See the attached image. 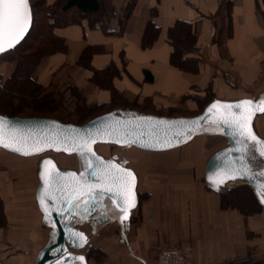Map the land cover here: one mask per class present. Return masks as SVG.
<instances>
[{
	"label": "crops",
	"instance_id": "obj_1",
	"mask_svg": "<svg viewBox=\"0 0 264 264\" xmlns=\"http://www.w3.org/2000/svg\"><path fill=\"white\" fill-rule=\"evenodd\" d=\"M109 2L113 14L105 21L99 12L84 13L54 28L65 50L41 58L35 70L41 85L57 90L74 86L89 106L110 102L114 92L118 110L132 108L147 114L196 111L212 99L264 98V0ZM181 24H185L183 33L189 24L196 36L192 48L172 64L171 37L176 41L184 36L175 32ZM253 127L264 141V111L255 115ZM207 137L222 138L224 144L206 155L201 168L197 158L194 167L177 163L191 155L178 158L171 150ZM98 144L111 143H96L94 149L134 173L139 201L123 220L121 211L100 193L76 206L68 223L83 231L86 240L81 248L69 250L83 256L85 264H154L161 246L181 247L189 264H228L254 250L264 252V204L256 213H245L238 206L223 208L221 192L243 181L229 182L222 190L205 182L208 158L228 144L219 128L203 127L182 145L150 151L158 161L152 167H140L138 161L135 167L125 154H101L95 148ZM116 146L123 151L143 150L131 144ZM72 154L80 166L79 157ZM37 169L35 181L30 166L6 174L0 171L4 216L0 264H35L39 251L55 241L35 198Z\"/></svg>",
	"mask_w": 264,
	"mask_h": 264
},
{
	"label": "water",
	"instance_id": "obj_2",
	"mask_svg": "<svg viewBox=\"0 0 264 264\" xmlns=\"http://www.w3.org/2000/svg\"><path fill=\"white\" fill-rule=\"evenodd\" d=\"M28 7L30 22L14 47L26 38L32 28L33 13L30 0ZM5 49V51L10 50L7 48V43ZM241 101L252 100L214 99L207 103L200 113L192 116L167 117L140 112L123 113L114 109L94 116L82 124L65 123L53 117L0 114V119L5 122V142L16 141L13 147L22 149L21 152H17L0 146L6 151L25 157L49 151L75 153L80 159L79 170L59 167L50 155L42 156L38 160L39 183L35 198L43 212L44 222L53 229L55 241L39 251L35 264H85V258L81 255H74L69 248H81L85 243L86 235L80 229L72 227L68 220L75 213L76 206L86 204L92 193L96 192L109 197L114 206L121 211V220L128 218L130 211L138 204V194L135 191L136 178L132 180L116 167L106 169V164L111 161L113 165L130 171L131 169L114 159H106L99 155L94 149L96 143L131 144L143 150L164 151L188 142L203 127L219 128L228 144L208 158L205 169L206 184L212 189L222 190L228 182L244 180L241 183L250 185L259 202L264 204V196L260 195L261 187L264 185V154H262L264 143H261L264 141L253 127V119L257 113L264 111L260 110L264 108V105H242L239 110L229 107ZM213 104L217 105L216 108L208 112ZM225 120L229 121V124H225ZM237 123L244 125L239 132L236 131ZM240 132L243 133L242 136ZM37 147L44 150L36 152ZM23 151L33 154L24 155ZM241 157L247 169H250L247 173L248 178L227 179V170L239 168ZM44 161L52 163L44 164ZM41 171L45 173V181L41 180ZM92 171H97L98 175L92 176L90 174ZM57 172L76 173V176H62L58 183L49 186L50 176ZM113 176H124L128 181L127 185L118 188L117 184L113 183ZM209 177H213L217 182L225 179L226 182L219 184L217 189L209 181ZM42 196L45 199L43 205L40 202ZM84 196V201L79 202V199ZM65 201H70V203L66 204ZM58 212L61 214H57ZM81 233L83 239L77 235ZM78 257H83V260ZM74 261H81V263Z\"/></svg>",
	"mask_w": 264,
	"mask_h": 264
},
{
	"label": "trees",
	"instance_id": "obj_3",
	"mask_svg": "<svg viewBox=\"0 0 264 264\" xmlns=\"http://www.w3.org/2000/svg\"><path fill=\"white\" fill-rule=\"evenodd\" d=\"M30 4L33 13V25L28 35L14 48L0 53V57L14 53L13 60L15 61L13 72L4 81L0 82V114L6 116H18V114H20L22 111L30 109L36 111L39 114L47 113V115H51L53 113L56 116L51 117L65 123L80 124L77 122L66 121L65 117L59 114V111L63 105V101H60L61 104L58 105V98L61 100L63 93H65V96H68V92H70V94L75 97L76 102L74 109L77 111L80 117H82L84 112H96L97 114L94 116H97L99 114L117 109L115 106L117 103L114 92L113 99L110 102L89 106L86 105L83 96L79 94L74 86H69L64 90L55 91L50 88V86H43L37 83L35 79V70L38 67L39 61L44 55L65 50V43L61 37L55 34L54 28L61 24L74 22L76 19H78V14L84 13L99 12L100 20H107L113 14L109 0H54L51 4H48L46 0H30ZM37 6L41 14V19L37 17ZM183 25L185 24H181L179 28L175 30V32H179V34L184 36H179L176 41H174L171 37L173 50L170 61L172 64H178L176 59L178 55L181 54L185 49L192 48V44L196 36L189 24V30L183 33L181 31L183 29L181 26ZM37 27L44 32L42 35L38 36L35 33ZM82 57H85L84 53ZM60 96L62 97L60 98ZM212 100L201 103L199 107L200 110L197 112V114L200 113L205 105ZM127 110L140 112L132 108ZM173 113H175V111L171 109L165 114L162 113L155 115L167 117L192 116L176 114L172 115ZM240 186V188L235 187L234 189L221 192V207L226 208L229 206H238V201L240 198L238 192L240 190L247 193L252 205L260 207V202L256 197L252 187L248 184H242ZM3 223L4 216L2 213V203L0 200V225ZM238 262L240 264H264V258L259 261H252L250 258H243Z\"/></svg>",
	"mask_w": 264,
	"mask_h": 264
},
{
	"label": "rangeland",
	"instance_id": "obj_4",
	"mask_svg": "<svg viewBox=\"0 0 264 264\" xmlns=\"http://www.w3.org/2000/svg\"><path fill=\"white\" fill-rule=\"evenodd\" d=\"M38 6H37V17L41 19V14L38 10ZM35 33L39 36L42 35L44 32L40 30V28L37 27V29L35 30ZM14 53H10L8 55H5L3 57H0V82L4 81L14 70ZM36 79V78H35ZM36 82L39 83L36 79ZM40 84V83H39ZM52 86H50L51 88ZM53 90L57 91L56 88H52ZM70 92L67 93L68 96H65V93H63V97L60 96L61 100L58 98L57 104H61L60 101H63V105L59 111V114L62 115L63 117H65L66 121H71V122H77V123H84L87 119H89L90 117L94 116L95 114H97L96 112H84L82 114V117L79 116V114L77 113V111L74 109L75 106V97H73V95H69ZM87 105V104H86ZM200 109H197L196 111H190V112H181V111H177L175 113H173L172 115L176 114V115H194L197 114V112H199ZM123 113H131L133 111H129V110H124L121 111ZM157 114H165L167 113V111H158L156 112ZM18 116H43V117H51V116H56L53 113L51 115H47V113H37L34 110H30V109H26L24 111H22L20 114H18ZM202 140V139H201ZM200 140V141H201ZM199 141V140H198ZM200 141L196 144H189L186 146H182L179 148H176L174 150H171V152H176L178 154V158L184 156L185 154H190L191 158L189 159H179L177 160V163H188L190 164L192 167H194L195 165V158L198 159V167H202V164L206 158V155H208L210 152H212L214 149L221 147L224 144V140L222 138H215V137H207L204 138L201 143ZM197 142V141H196ZM193 143V142H192ZM96 150L104 155H110L113 153H117L118 155L120 154H125V156L129 159L130 163L136 167V163L137 161L140 164V167H152L155 166L153 165V163H157L158 161L155 160L157 158L156 154L153 155L154 153L150 152V151H145V150H138V149H128V150H120V148H118L115 144H110L108 146L102 145V144H98L96 147ZM204 152V153H203ZM146 153V154H145ZM5 155H11L12 157L15 158V161L13 162V160L9 161L6 159ZM45 155H50V156H54L57 164H59L60 166H71L72 168H79L80 166H78V162L76 161V156L73 154H66V153H62V152H45L43 154L40 155H34V156H19L18 154H9L7 151H4L2 149H0V171L1 173L6 174V171H10L9 169L12 170H18L19 168H22L23 165H25L26 167L30 166L31 168V172H32V177H34V181H35V171L37 169V165H38V160ZM148 157L149 160H145V157ZM196 156V157H195ZM185 157V156H184ZM83 161L85 162V160L83 159ZM25 163V164H24ZM20 165L22 167H20ZM263 165V164H261ZM19 171V170H18ZM9 174H14V171H11ZM241 185V184H240ZM240 185H237L236 187H241ZM238 194L240 195L239 201H238V208L241 209L243 212L245 213H252V212H257L260 207H256L254 205H252L251 200H249V196H247V193H245L244 191L240 190L238 192ZM243 258H250L252 261H259L261 259L264 258V252H260L258 250H254L252 253H249V255L242 257L240 259H237L235 261L229 262L228 264H240L238 261L243 259Z\"/></svg>",
	"mask_w": 264,
	"mask_h": 264
},
{
	"label": "snow or ice",
	"instance_id": "obj_5",
	"mask_svg": "<svg viewBox=\"0 0 264 264\" xmlns=\"http://www.w3.org/2000/svg\"><path fill=\"white\" fill-rule=\"evenodd\" d=\"M28 4H29V0H0V52H4L6 50L5 49L6 43H7V48L10 49L14 47L15 43L18 42L23 31L25 30L26 25L30 22L31 17H30V10ZM242 105H264V98H261L260 101H241L236 105L229 107H234L236 110H239ZM216 106H217L216 104H213L208 109V112H211L212 109L216 108ZM260 110H264V108ZM144 119H150V118H144ZM224 123L229 124V121L225 120ZM243 127H244L243 124L237 123L236 131L239 132V130L242 129ZM4 129H5V122L3 119H0V146L5 148H11L13 151L21 152L22 149L20 147H13V143H15L16 141H14L13 143L5 142ZM240 135L242 136L243 133L240 132ZM253 139H255V137H253ZM43 150H44L43 148H39V147L35 148L36 152ZM22 154L31 155L33 153L29 151H23ZM81 154L83 155V153ZM96 159L98 160L99 158ZM43 163L50 164L52 162L44 161ZM240 165L241 166L239 168L236 169L229 168L227 170V179L248 178L247 173L250 171V169H247L243 157H241L240 159ZM89 167H91V165H89ZM113 167H116L120 172H125L127 174V177H130L132 180L135 179L134 174L130 170L123 169L121 166L113 165L111 161L107 162L106 169H111ZM90 174L92 176H97L98 172L92 171ZM40 176H41V180L45 181L44 171H41ZM62 176H76V173L57 172L55 175L50 176V179L48 180L49 186H51V184L53 183H58ZM112 179H113V183L117 184L118 188L121 186H126L128 183L127 179L124 176H113ZM209 181L213 183L217 187V189L219 188V184L226 182L225 179H221L217 182L216 180L213 179V177H209ZM109 191H111V189H109ZM260 195L264 196V185H262L261 187ZM40 202L42 205L45 203V199L43 196L41 197ZM65 203L66 204L70 203V201H65ZM57 214H61V213L58 212ZM77 235L81 239H83L82 233ZM78 259L83 260V257H78Z\"/></svg>",
	"mask_w": 264,
	"mask_h": 264
},
{
	"label": "built area",
	"instance_id": "obj_6",
	"mask_svg": "<svg viewBox=\"0 0 264 264\" xmlns=\"http://www.w3.org/2000/svg\"><path fill=\"white\" fill-rule=\"evenodd\" d=\"M154 264H189L185 252L178 246H161L156 252Z\"/></svg>",
	"mask_w": 264,
	"mask_h": 264
},
{
	"label": "bare ground",
	"instance_id": "obj_7",
	"mask_svg": "<svg viewBox=\"0 0 264 264\" xmlns=\"http://www.w3.org/2000/svg\"><path fill=\"white\" fill-rule=\"evenodd\" d=\"M237 181H244V180H237ZM233 182H236V181H233ZM228 184H229V182L225 184L224 188H227L226 185H228ZM229 187H230V186H229ZM224 188H223V189H224Z\"/></svg>",
	"mask_w": 264,
	"mask_h": 264
}]
</instances>
